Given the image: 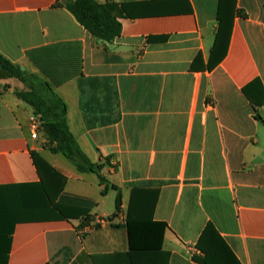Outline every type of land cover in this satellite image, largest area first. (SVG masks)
I'll list each match as a JSON object with an SVG mask.
<instances>
[{
    "label": "crops",
    "instance_id": "obj_1",
    "mask_svg": "<svg viewBox=\"0 0 264 264\" xmlns=\"http://www.w3.org/2000/svg\"><path fill=\"white\" fill-rule=\"evenodd\" d=\"M68 1L0 0V54L50 83L107 183L32 138L26 85L0 69V186L40 181L32 152L66 178L65 217L17 224L8 264H202L210 225L264 264V0H236L218 45L221 0H95L127 4L112 42ZM129 217L147 222L135 250Z\"/></svg>",
    "mask_w": 264,
    "mask_h": 264
},
{
    "label": "trees",
    "instance_id": "obj_2",
    "mask_svg": "<svg viewBox=\"0 0 264 264\" xmlns=\"http://www.w3.org/2000/svg\"><path fill=\"white\" fill-rule=\"evenodd\" d=\"M64 5L88 33L105 42H112L121 34L120 18L130 16L127 4L74 0ZM235 6L236 0H221L218 13L220 28L217 34V45L223 38L222 33L227 24L223 14L227 11H235ZM237 13L243 17L246 16L241 10H237ZM0 69L23 81L28 87L25 90H17L16 94L31 105L39 116L45 138L44 148L52 153L62 154L70 161L75 159L74 165L80 172L99 174L101 166L93 164L79 147L67 121L66 103L54 91L50 83L36 75H29L26 71H22L21 67L11 63L2 54H0ZM35 79L38 81L37 84L33 83ZM42 93H46V96ZM32 157L40 175L39 182L0 186V264L9 263L12 236L17 224L65 217L57 204V199L65 187L66 178L49 165L39 153L32 152ZM96 167L99 170L96 171ZM99 177L101 184L107 183L105 177L100 174ZM113 188L118 190L116 186ZM108 190L109 186L106 185L102 194L105 195ZM135 193L134 191L131 208L135 205ZM121 204L122 197L119 192L116 199L117 210H120ZM83 214H86L84 220L86 224L90 216L87 213ZM146 223L143 220L128 218L132 250H135L136 236L146 232ZM152 225L157 227L158 245L156 249H160L164 225L156 223ZM199 246L205 253V257L195 259L202 264H241L212 225L207 227L203 233Z\"/></svg>",
    "mask_w": 264,
    "mask_h": 264
},
{
    "label": "built area",
    "instance_id": "obj_3",
    "mask_svg": "<svg viewBox=\"0 0 264 264\" xmlns=\"http://www.w3.org/2000/svg\"><path fill=\"white\" fill-rule=\"evenodd\" d=\"M39 131H40V125L38 123H35L32 128H31V132H32V138L33 139H37L39 136Z\"/></svg>",
    "mask_w": 264,
    "mask_h": 264
},
{
    "label": "rangeland",
    "instance_id": "obj_4",
    "mask_svg": "<svg viewBox=\"0 0 264 264\" xmlns=\"http://www.w3.org/2000/svg\"><path fill=\"white\" fill-rule=\"evenodd\" d=\"M33 83L34 84H37L38 83V81L35 79L34 81H33ZM26 85V84H25ZM28 87L26 86V89H27ZM42 95H45L46 96V93H42ZM39 121H40V127H41V125H42V122H41V120H40V118H39ZM45 143V142H44Z\"/></svg>",
    "mask_w": 264,
    "mask_h": 264
},
{
    "label": "water",
    "instance_id": "obj_5",
    "mask_svg": "<svg viewBox=\"0 0 264 264\" xmlns=\"http://www.w3.org/2000/svg\"><path fill=\"white\" fill-rule=\"evenodd\" d=\"M21 69L24 70V67H21ZM71 161L74 163L75 162V159H72ZM95 170L97 171L98 168L96 167Z\"/></svg>",
    "mask_w": 264,
    "mask_h": 264
}]
</instances>
